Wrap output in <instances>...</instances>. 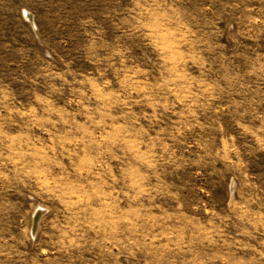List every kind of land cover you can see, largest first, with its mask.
I'll use <instances>...</instances> for the list:
<instances>
[{
	"label": "rangeland",
	"instance_id": "374dc122",
	"mask_svg": "<svg viewBox=\"0 0 264 264\" xmlns=\"http://www.w3.org/2000/svg\"><path fill=\"white\" fill-rule=\"evenodd\" d=\"M0 264H264V0H0Z\"/></svg>",
	"mask_w": 264,
	"mask_h": 264
},
{
	"label": "clouds",
	"instance_id": "9594fccd",
	"mask_svg": "<svg viewBox=\"0 0 264 264\" xmlns=\"http://www.w3.org/2000/svg\"><path fill=\"white\" fill-rule=\"evenodd\" d=\"M67 235H68V233H67V232H65V233H64V236H67ZM61 243H63V240L61 241Z\"/></svg>",
	"mask_w": 264,
	"mask_h": 264
}]
</instances>
